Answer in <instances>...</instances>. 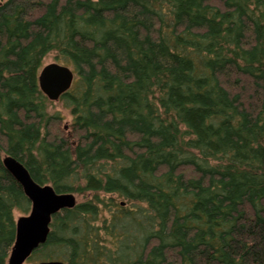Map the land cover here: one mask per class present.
Wrapping results in <instances>:
<instances>
[{
	"label": "trees",
	"instance_id": "obj_1",
	"mask_svg": "<svg viewBox=\"0 0 264 264\" xmlns=\"http://www.w3.org/2000/svg\"><path fill=\"white\" fill-rule=\"evenodd\" d=\"M6 156L81 200L34 264H264V0H0V264L31 209Z\"/></svg>",
	"mask_w": 264,
	"mask_h": 264
},
{
	"label": "water",
	"instance_id": "obj_2",
	"mask_svg": "<svg viewBox=\"0 0 264 264\" xmlns=\"http://www.w3.org/2000/svg\"><path fill=\"white\" fill-rule=\"evenodd\" d=\"M75 78L72 68L53 62L40 71L39 88L50 102H58L71 90ZM3 164L31 203L30 213L17 220L16 240L8 260V264H26L47 243L53 217L64 210L74 209L78 202L74 194H59L51 185L43 186L35 182L28 169L17 159L6 156ZM40 264L65 263L46 261Z\"/></svg>",
	"mask_w": 264,
	"mask_h": 264
},
{
	"label": "rangeland",
	"instance_id": "obj_3",
	"mask_svg": "<svg viewBox=\"0 0 264 264\" xmlns=\"http://www.w3.org/2000/svg\"><path fill=\"white\" fill-rule=\"evenodd\" d=\"M53 62H55L54 58L50 56L45 60L44 66L47 64L53 63ZM48 111L50 114H60V116L62 117L63 131L66 133H70L69 130H70L72 122H73V117L71 116L70 112L63 107V104L61 102H53L51 104V106H49ZM77 200L81 201L78 197H77ZM29 213H30V211L26 214L16 213V219L18 220V218H20L22 216H26ZM33 259L35 260V257H33L31 260H29L26 264H34Z\"/></svg>",
	"mask_w": 264,
	"mask_h": 264
}]
</instances>
